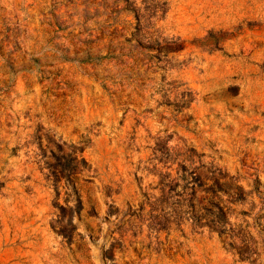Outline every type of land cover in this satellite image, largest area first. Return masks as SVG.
<instances>
[{
	"label": "rangeland",
	"instance_id": "rangeland-1",
	"mask_svg": "<svg viewBox=\"0 0 264 264\" xmlns=\"http://www.w3.org/2000/svg\"><path fill=\"white\" fill-rule=\"evenodd\" d=\"M0 264H264V0H0Z\"/></svg>",
	"mask_w": 264,
	"mask_h": 264
}]
</instances>
